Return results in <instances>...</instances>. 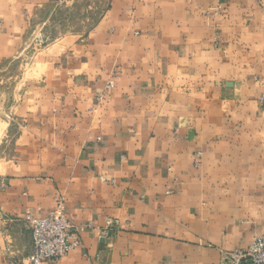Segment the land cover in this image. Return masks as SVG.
Listing matches in <instances>:
<instances>
[{
	"label": "crops",
	"instance_id": "obj_1",
	"mask_svg": "<svg viewBox=\"0 0 264 264\" xmlns=\"http://www.w3.org/2000/svg\"><path fill=\"white\" fill-rule=\"evenodd\" d=\"M54 1L0 0V69ZM37 49L0 93V264L59 195L81 243L41 264H229L264 232V0H106Z\"/></svg>",
	"mask_w": 264,
	"mask_h": 264
},
{
	"label": "built area",
	"instance_id": "obj_2",
	"mask_svg": "<svg viewBox=\"0 0 264 264\" xmlns=\"http://www.w3.org/2000/svg\"><path fill=\"white\" fill-rule=\"evenodd\" d=\"M112 86L113 79H110L106 88ZM26 219L31 236V251L28 255L31 264L56 261L81 243V228L68 216L63 196L55 197V204L47 213L28 212ZM120 224L118 218L107 217L101 231L114 232L120 228ZM223 259L229 264H243L245 261L248 264H264V232L244 248L223 252Z\"/></svg>",
	"mask_w": 264,
	"mask_h": 264
},
{
	"label": "rangeland",
	"instance_id": "obj_3",
	"mask_svg": "<svg viewBox=\"0 0 264 264\" xmlns=\"http://www.w3.org/2000/svg\"><path fill=\"white\" fill-rule=\"evenodd\" d=\"M106 0H55L48 5L40 14L41 18L31 28L36 32L27 38L23 49L13 60L0 69V93H4L9 83L15 85L26 70L27 65L32 61L39 46L53 42L62 33L67 31H82L89 27L97 15L105 6ZM8 80V82H7ZM7 82V84H6ZM5 101L0 99V128L5 122ZM1 133V132H0ZM1 136V134H0Z\"/></svg>",
	"mask_w": 264,
	"mask_h": 264
}]
</instances>
